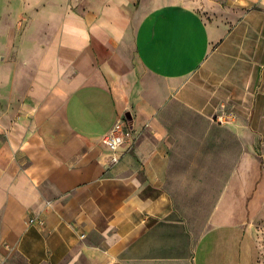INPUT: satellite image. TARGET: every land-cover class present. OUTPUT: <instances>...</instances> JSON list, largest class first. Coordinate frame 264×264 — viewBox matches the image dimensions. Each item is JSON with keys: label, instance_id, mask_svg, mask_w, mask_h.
<instances>
[{"label": "crops", "instance_id": "0c3cea01", "mask_svg": "<svg viewBox=\"0 0 264 264\" xmlns=\"http://www.w3.org/2000/svg\"><path fill=\"white\" fill-rule=\"evenodd\" d=\"M15 18L2 8L0 264H264V0H106L46 33Z\"/></svg>", "mask_w": 264, "mask_h": 264}, {"label": "rangeland", "instance_id": "374dc122", "mask_svg": "<svg viewBox=\"0 0 264 264\" xmlns=\"http://www.w3.org/2000/svg\"><path fill=\"white\" fill-rule=\"evenodd\" d=\"M206 0H199V2H205ZM106 2V0H9L6 5L2 8L8 13L9 18L17 15L14 22V27L23 29L29 26L31 21L39 20L41 25L38 26L39 33H46V31L51 27L54 16L57 15L60 19L64 14L74 12L79 14H93L98 11V9ZM2 8L0 7V13H2ZM15 13V14H14ZM18 17V18H17ZM55 24V28L57 27ZM16 28V30H17ZM11 37V42L13 40V35ZM214 149V148H213ZM212 149V150H213ZM216 150V149H215ZM237 148H230L229 152L233 155L235 154ZM253 153L260 156L262 165L264 168V147H256L249 149ZM200 149H193V152L198 153ZM188 215L192 220L199 214L196 212L183 213ZM205 214V213H203ZM253 228L257 232L259 238L264 244V211H262L253 222Z\"/></svg>", "mask_w": 264, "mask_h": 264}, {"label": "built area", "instance_id": "2783aa9c", "mask_svg": "<svg viewBox=\"0 0 264 264\" xmlns=\"http://www.w3.org/2000/svg\"><path fill=\"white\" fill-rule=\"evenodd\" d=\"M134 142L133 129L130 126L126 117L119 119L112 129L103 136V143L105 146L113 152L111 160L116 162L120 155L117 154L119 149L125 145H130ZM29 223H35L42 226L44 222L35 218H30Z\"/></svg>", "mask_w": 264, "mask_h": 264}, {"label": "water", "instance_id": "95a60500", "mask_svg": "<svg viewBox=\"0 0 264 264\" xmlns=\"http://www.w3.org/2000/svg\"><path fill=\"white\" fill-rule=\"evenodd\" d=\"M125 117H126V118H128V117H129V115H128V114H125Z\"/></svg>", "mask_w": 264, "mask_h": 264}]
</instances>
